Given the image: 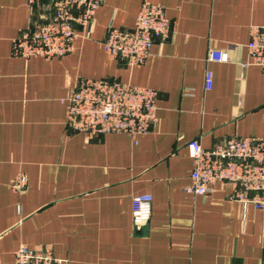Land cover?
Instances as JSON below:
<instances>
[{"label":"crops","instance_id":"0c3cea01","mask_svg":"<svg viewBox=\"0 0 264 264\" xmlns=\"http://www.w3.org/2000/svg\"><path fill=\"white\" fill-rule=\"evenodd\" d=\"M144 1L163 7L170 33L129 67L102 43L108 26L132 28ZM36 14L27 0H0V264H14L20 245L48 248L62 264H264V208L231 200L226 183L192 194L186 148L264 138V69L245 47L249 27L264 23V0H102L68 55L13 56L12 40ZM211 49L229 60L208 62ZM79 79L154 90L150 131L88 138L69 129ZM18 173L20 194L10 186ZM141 194L151 202L136 228L131 198Z\"/></svg>","mask_w":264,"mask_h":264},{"label":"built area","instance_id":"2783aa9c","mask_svg":"<svg viewBox=\"0 0 264 264\" xmlns=\"http://www.w3.org/2000/svg\"><path fill=\"white\" fill-rule=\"evenodd\" d=\"M30 11L36 6L35 19L11 42V52L24 59L50 60L72 52L74 40L89 33L102 0H27ZM170 22L163 7L144 1L130 29L108 26L102 43L113 59L132 67L142 65L151 55L154 41H164ZM252 63L264 69V23L249 27L245 45ZM226 50L211 49L208 62H227ZM211 85V72H205V87ZM154 90L108 79H79L67 99L66 126L88 138L121 133L129 137L147 134L156 113ZM192 161L189 191L205 195L219 183L229 184L230 199L264 208V138L230 137L210 149L197 139L187 143ZM15 193L26 187V176L18 173L10 183ZM151 202L148 194L131 198L134 227L147 220ZM50 249L33 250L20 245L14 252V264H62Z\"/></svg>","mask_w":264,"mask_h":264}]
</instances>
